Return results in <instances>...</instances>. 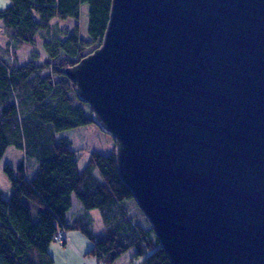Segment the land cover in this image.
<instances>
[{
    "label": "water",
    "instance_id": "1",
    "mask_svg": "<svg viewBox=\"0 0 264 264\" xmlns=\"http://www.w3.org/2000/svg\"><path fill=\"white\" fill-rule=\"evenodd\" d=\"M63 72L171 264H264V0H110Z\"/></svg>",
    "mask_w": 264,
    "mask_h": 264
},
{
    "label": "trees",
    "instance_id": "2",
    "mask_svg": "<svg viewBox=\"0 0 264 264\" xmlns=\"http://www.w3.org/2000/svg\"><path fill=\"white\" fill-rule=\"evenodd\" d=\"M82 3L88 4L89 38L80 37L75 22L70 31L57 30L44 40L46 58L40 63L13 61L14 47L34 44L37 32L52 26L53 19L76 20ZM109 9L110 0H7L0 8L1 32L8 38L6 57L0 58V159L14 146L38 161L31 177L23 163L15 174L4 167L11 193L4 198L0 192V264H54L50 244H65L63 231L73 229L90 240L87 253L103 264H113L128 250H133L131 264H171L121 181L113 150L91 151L79 168L70 141L57 136L93 124L63 69L99 46ZM72 197L84 213L69 220ZM92 210L102 222L98 234L90 229Z\"/></svg>",
    "mask_w": 264,
    "mask_h": 264
},
{
    "label": "rangeland",
    "instance_id": "3",
    "mask_svg": "<svg viewBox=\"0 0 264 264\" xmlns=\"http://www.w3.org/2000/svg\"><path fill=\"white\" fill-rule=\"evenodd\" d=\"M4 2L5 0H0V8L5 5ZM75 22H77L79 26L80 37L89 38L87 33V3H82L80 5L79 17L76 20L73 18H67L62 20L53 19L52 26L37 32L34 44L23 43L20 46L14 47L16 53L13 61H16L19 65L25 64L28 61L40 63L46 58V52L43 46L44 40L55 36V31L57 30H59L61 33L70 31ZM1 28L2 24L0 22V58H4L6 57V53H4V50L8 38L7 35H4L1 32ZM60 37L64 36L62 35ZM14 45H16V43ZM57 136L67 138L70 141V147L74 149L77 153L79 168H82L87 163L91 151L96 150L101 154L107 155L111 153V150H113V152L115 150V142L113 138L109 134L103 132L95 123L85 127L69 129L59 132ZM20 163H23L26 173L30 177L35 174L38 168V161L35 158L26 156L22 150L17 149L14 146L7 147L4 155L0 159V192L4 198H8L11 193V183L7 174L4 172V167L5 165L10 166L13 169V173L15 174L17 166ZM72 203V208L67 214V218L69 220L83 215L84 213L83 208L75 197H72ZM90 215L93 218V221L90 225V229L93 233L98 234L102 229V222L99 216V212L97 210H92L90 211ZM33 216L34 218L36 217L35 214ZM63 233L66 241L65 244H62L58 241H54L50 244L48 248L49 253L53 258L54 264H103L102 262L97 260L96 257L87 253L91 248L92 244L90 240H88L79 230H65L63 231ZM132 255L133 250H128L126 253L119 256L113 264H131L130 261Z\"/></svg>",
    "mask_w": 264,
    "mask_h": 264
},
{
    "label": "crops",
    "instance_id": "4",
    "mask_svg": "<svg viewBox=\"0 0 264 264\" xmlns=\"http://www.w3.org/2000/svg\"><path fill=\"white\" fill-rule=\"evenodd\" d=\"M4 3H5V5H6V3H7V0H5V2H4Z\"/></svg>",
    "mask_w": 264,
    "mask_h": 264
}]
</instances>
